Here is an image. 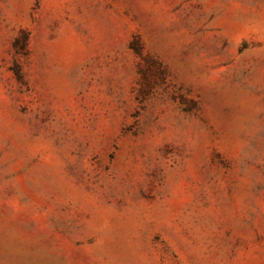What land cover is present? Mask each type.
Here are the masks:
<instances>
[{
	"label": "rangeland",
	"instance_id": "obj_1",
	"mask_svg": "<svg viewBox=\"0 0 264 264\" xmlns=\"http://www.w3.org/2000/svg\"><path fill=\"white\" fill-rule=\"evenodd\" d=\"M0 264H264V0H0Z\"/></svg>",
	"mask_w": 264,
	"mask_h": 264
}]
</instances>
